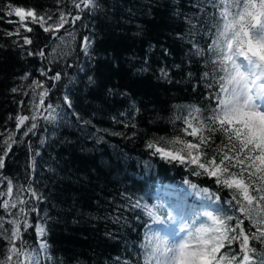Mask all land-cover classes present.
Returning <instances> with one entry per match:
<instances>
[{"label":"trees","instance_id":"trees-1","mask_svg":"<svg viewBox=\"0 0 264 264\" xmlns=\"http://www.w3.org/2000/svg\"><path fill=\"white\" fill-rule=\"evenodd\" d=\"M8 3L33 8L38 14L62 10L75 15L78 11L71 0H0V6ZM96 4L94 11L85 8L75 25L66 24L57 33L65 37L64 42L30 23L33 32L24 33L21 28L20 36H8L6 33L15 32L20 25L7 21L18 18L14 13L7 16L0 12V155L9 133H15L17 141L21 139L24 129L16 130L14 117L30 115L29 85L33 80L43 81L51 90L45 103L59 105L62 117L55 125L39 120L35 134L24 137V143L13 144L0 169V192L5 193L0 196V224L5 230L0 234V260L12 255L6 251L12 246L8 240L10 221L25 222L17 208H3L8 180L13 184L12 201L18 197L30 200L29 194L20 190L29 184L43 196L39 203L24 206L25 211L36 207L39 219L35 212L29 213L27 223L33 227H21L13 241L19 248L22 239L25 251L36 248L34 226L42 224L48 264H148L145 246L150 240L148 229L154 223L147 211L162 204L158 211L165 219L166 212H175L173 199L181 203L186 197L196 212L207 210L221 218L233 215L227 205L219 213L218 204L202 201L196 193L187 194L194 184L197 190L208 189L224 203L232 199V191L216 184L215 178L192 174L191 165L170 164L152 156L154 149L146 147L160 137L183 135L184 125L174 120L182 112L215 106V100H209L214 70L204 53L211 43L209 32L214 31L213 15L219 9L214 13L208 0H96ZM69 32L75 36L74 43ZM24 34L32 44H23ZM84 37L91 40L88 56L81 51ZM193 41L200 54L195 52ZM41 49L44 58L28 55ZM61 51L68 54L61 56ZM41 67L51 69L49 76L61 73L55 88L52 81L40 76ZM161 69L166 70L167 77L162 76ZM25 73L31 75L21 80ZM13 87L19 90L13 93ZM66 93L71 108L63 102ZM35 102L39 103L38 99ZM73 113L82 119L77 121ZM222 139L220 133L214 135L216 145ZM172 184L176 187L171 190L173 199H169L164 191ZM188 216L184 219L191 224L192 215ZM240 219L246 235L256 232L249 220ZM236 223L231 221L232 226ZM249 247L255 250L254 260L264 254L260 241L250 239ZM231 252L239 255L238 241L221 249L225 259ZM15 257L12 255L10 264H16Z\"/></svg>","mask_w":264,"mask_h":264},{"label":"snow or ice","instance_id":"snow-or-ice-1","mask_svg":"<svg viewBox=\"0 0 264 264\" xmlns=\"http://www.w3.org/2000/svg\"><path fill=\"white\" fill-rule=\"evenodd\" d=\"M57 2L61 3L62 0ZM71 3L73 8L78 10L75 15L70 11L66 13L62 10L56 14L48 12L38 14L33 8L26 10L23 7L13 6L11 3L0 6V12H6L7 16H12L14 13L18 17V21L8 20V23L20 25L15 32H8L6 35L20 36L21 28L24 33H31L34 29L29 26V23L39 24L45 33L64 42L65 37L57 33L66 24L75 25L76 21L81 19V13L85 8L94 11L98 7L96 0H80V3H77V0H71ZM208 5L213 8L214 13L219 9L218 14L213 15L214 31L209 32L211 43L207 47V52L204 53L214 70L209 85V100L214 99L215 106H209L203 110L190 108L182 112L174 117V120H180L184 125L181 129L183 135L172 139L160 137L157 142L149 141L146 147L150 150L154 149L152 156H159L170 164L176 163L185 167L191 165L193 166L190 169L192 174L215 178L216 184L232 191V199L224 203H221L220 197L209 192L208 189L198 190L197 195L202 201L218 204L219 213L224 212L227 205L233 215H224L221 218L209 211L195 212L192 214L191 224L181 217L184 222L180 228L179 239L171 234L165 235L160 229L149 228L148 231L152 235L145 246L148 264H221V261L224 264H264V254H260L259 258L254 260L252 255H255V250L249 247L250 239L264 243V0H208ZM68 36L74 43V34L69 32ZM22 39L24 45H30L33 42L27 34L22 35ZM193 45L195 52L200 54L201 49L196 46L195 41ZM90 47V38L84 37L81 51L85 56L89 55ZM53 52H56L55 48ZM165 53L167 54V50ZM67 54L63 51L59 53L61 56ZM28 55L45 57L43 49L37 53L29 52ZM50 70V68L41 67L38 72L46 80L52 81V87L55 88L56 83L61 80V73L57 72L54 76H49ZM160 71L162 76L167 77L168 73L165 69ZM30 75L25 73L20 79L27 80ZM208 75L205 73V76ZM89 83H93L91 77H89ZM29 87L32 89L30 115L18 114L14 117L16 130L23 128L24 131L19 141L15 139V133H9L7 139L3 141L0 169L4 167V160L12 145L24 143V137L35 134L40 119L55 125L62 118L61 110H58L59 105L45 103L51 90L43 81L33 80ZM18 90L16 87L11 89L13 93ZM23 94L28 95V93ZM37 99L39 103L35 102ZM63 102L68 108L72 107L67 93L63 96ZM20 104L23 106L24 102L20 101ZM73 114L76 115L77 121L82 119L79 114ZM124 115L121 113V116ZM113 119L116 118L113 117ZM83 123L91 122L83 121ZM127 126L125 124V127ZM132 127L135 128L136 125L133 124ZM216 133L224 137L220 145L215 144ZM113 135H120V133H113ZM188 137L193 139L190 140ZM101 141L102 137L97 142ZM40 143L43 145L45 140L42 139ZM160 144L163 146H159ZM28 147L31 151V144ZM35 155L38 156L39 152ZM32 169L34 172V160ZM185 183L188 182L185 181ZM191 187L196 190V185L193 184ZM20 190L26 191L31 199L23 200L18 197L15 201L5 200L3 203L5 211L18 208L19 214L25 221L23 224L16 220L10 221L15 227L10 230L8 236L9 244L12 246L6 251L16 256L17 264H42V254L44 264H48L50 257L47 256L48 246L43 240L46 232L42 225L34 226L40 240L34 249L25 251V242L22 239H20V247L17 248L12 239L19 237L21 227L24 230L33 227L27 223L29 213L35 212L39 219V210L36 207H30L25 211L24 206L33 201L39 203L43 200L42 194L38 193L31 184L26 189ZM12 192L13 184L11 180H8L7 194L10 196ZM3 195L5 193L0 192V196ZM179 203V201L175 202L173 207L176 208ZM154 207L155 210L149 209L147 215L154 224L164 222V216L158 211L163 205ZM165 215L168 221L176 219L171 211L166 212ZM241 216L249 220L256 228V232L251 236L246 235L241 227L243 224ZM233 220L237 221L235 226L231 225ZM4 231L0 224V234ZM237 241L240 245L239 255L231 252L228 254V259H225L221 249ZM21 256L24 257L23 261L20 260ZM11 259L12 255H8L4 260H0V264H10Z\"/></svg>","mask_w":264,"mask_h":264},{"label":"rangeland","instance_id":"rangeland-1","mask_svg":"<svg viewBox=\"0 0 264 264\" xmlns=\"http://www.w3.org/2000/svg\"><path fill=\"white\" fill-rule=\"evenodd\" d=\"M27 10V9H26ZM15 15V14H14ZM16 16V15H15ZM16 18H18V17H16ZM38 26H39V24H37ZM40 27V26H39ZM41 28V27H40ZM41 111H43V110H41ZM44 114H46V113H44ZM41 120V119H40ZM175 185L174 184H172V185H170V186H168V188H166L165 189V191H164V193H165V195L167 196V198H169L168 196L169 195H173L172 194V192H171V190L172 189H175ZM197 189L196 190H193L192 189V187L189 189V193H188V197L190 196V195H192L193 193H196L197 194ZM186 197H182V203L181 204H178V206L176 207V208H174L173 207V204H174V200H172V209H177V210H179L180 209V207L181 206H183L185 203H186V199H185ZM198 198H199V196H198ZM170 199V198H169ZM6 200H8L9 202H12V200L10 199V196L7 194L6 195ZM18 209V208H17ZM205 211H207V210H205ZM174 216H176V219L175 220H172V221H165V222H159V223H157V224H154L152 227H154V228H157V229H160L165 235H168V234H171V235H173L176 239H179V236L181 235V233H180V228H181V226H182V224H183V220L181 219V218H177V215L176 214H173ZM201 218H203V217H201ZM166 220H168V218L166 219ZM169 222V223H168ZM15 227V226H14ZM151 235H152V233H150V238H151ZM16 239V237H13V240H15ZM37 239H38V237H37ZM38 243H40V240L38 239ZM25 250V249H24ZM12 255H14V254H12ZM23 259H24V257L23 256H21L20 257V260L21 261H23ZM15 260H17V258L15 257Z\"/></svg>","mask_w":264,"mask_h":264},{"label":"bare ground","instance_id":"bare-ground-1","mask_svg":"<svg viewBox=\"0 0 264 264\" xmlns=\"http://www.w3.org/2000/svg\"><path fill=\"white\" fill-rule=\"evenodd\" d=\"M24 115V114H23ZM11 196V195H10ZM38 224H40V223H38ZM37 225V224H36ZM40 225H42V224H40ZM43 226V225H42ZM14 227V225L12 224V228ZM44 227V226H43ZM19 232H20V230H19Z\"/></svg>","mask_w":264,"mask_h":264}]
</instances>
